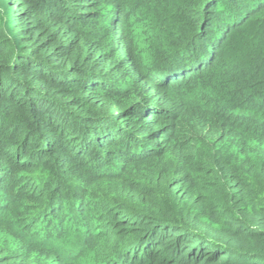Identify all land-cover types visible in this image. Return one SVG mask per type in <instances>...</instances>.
Wrapping results in <instances>:
<instances>
[{"label": "trees", "instance_id": "obj_1", "mask_svg": "<svg viewBox=\"0 0 264 264\" xmlns=\"http://www.w3.org/2000/svg\"><path fill=\"white\" fill-rule=\"evenodd\" d=\"M0 112L62 173L30 264H264V0H0Z\"/></svg>", "mask_w": 264, "mask_h": 264}, {"label": "clouds", "instance_id": "obj_2", "mask_svg": "<svg viewBox=\"0 0 264 264\" xmlns=\"http://www.w3.org/2000/svg\"><path fill=\"white\" fill-rule=\"evenodd\" d=\"M91 0H75V3L78 5L87 6ZM49 115H52L57 120L58 117H55V114L52 112L41 113L43 119H47ZM20 123L18 118L7 119L6 121L3 118V113L0 112V144H8V153L13 160L12 165V175L3 186H0V208L4 204H10L13 206V215L15 219L9 222L8 216L0 211V237H3V240H0V247H4L6 251L0 252V264H30L33 261V258L36 256V252L32 251L31 256L26 260L23 255H19L17 251L20 248L24 252H29L33 246L37 248H42L44 245L41 242V237L43 236L42 231H38L37 227L25 228V225L32 224V218L30 217L29 205L35 204V213L40 215L46 204L44 199L41 198V192L45 189L47 192H51L52 188L55 187L58 175L52 174V158L44 156L40 152V148L36 146L35 142L28 147L27 151L22 150V159L17 164L15 163L16 149L24 143V137L28 135L31 131L30 128H20L17 129L18 135L13 133V129L16 128V125ZM162 126V125H161ZM59 134V129L57 130ZM80 131L76 128L70 129L69 133L66 135L71 140V136L80 135ZM12 136L11 141L9 142V136ZM63 140V137H61ZM68 149L72 148V144L68 143L66 145ZM215 151V148L212 149ZM132 151H136V148L133 147ZM70 155H74V152H70ZM179 156V152L176 153ZM45 160L48 161L45 164ZM31 162L33 169L39 167H45L48 169L49 175L43 178H36L33 175V171H25L21 168L25 162ZM39 185V187H37ZM86 184H79L78 187L83 189L86 188ZM42 227V226H41ZM264 231V228L260 229ZM15 233L16 235L12 237V243L7 244L6 241L8 233ZM19 256L18 259H13L10 261H5L4 256H12L13 254Z\"/></svg>", "mask_w": 264, "mask_h": 264}]
</instances>
